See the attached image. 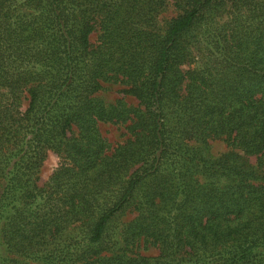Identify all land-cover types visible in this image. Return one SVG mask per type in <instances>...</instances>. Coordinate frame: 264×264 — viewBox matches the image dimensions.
<instances>
[{"label": "trees", "instance_id": "trees-1", "mask_svg": "<svg viewBox=\"0 0 264 264\" xmlns=\"http://www.w3.org/2000/svg\"><path fill=\"white\" fill-rule=\"evenodd\" d=\"M172 4L0 0V264H264L258 170L206 152L264 169V0ZM109 83L138 107L98 99ZM106 123L130 138L110 147ZM140 242L157 255L126 253Z\"/></svg>", "mask_w": 264, "mask_h": 264}, {"label": "rangeland", "instance_id": "rangeland-1", "mask_svg": "<svg viewBox=\"0 0 264 264\" xmlns=\"http://www.w3.org/2000/svg\"><path fill=\"white\" fill-rule=\"evenodd\" d=\"M165 1V8L159 15V18L161 20L167 21L170 18L175 17L178 14V11L173 6L172 0ZM89 39L91 43H94L96 41V33H92ZM205 49L206 44L201 39H199L197 43H193L192 52L195 57L196 66H200L205 61ZM122 89L123 86H121L120 84H105L103 90L97 92L95 96L106 104H114L117 101H122L127 107L137 108L138 101L132 96L125 95L122 92ZM126 126L127 125L106 123L99 124L98 128L101 136L107 141L110 147L113 148L123 144L128 138H130V134ZM206 152L209 156L213 158H218L219 156H221V154L227 152H233L238 154L239 156H242L248 165H250L253 169L258 170L256 173V183L264 184V169L257 168V159L255 156H244L242 153L231 148L223 139L209 141L206 147ZM59 162L60 157L54 151L48 150L45 152V156L40 164L37 175L35 176V185L38 188L43 187L47 183L53 171L58 167ZM135 216L136 212L132 207V209H128L127 211H125V213L115 222L114 231L116 234L114 235H116L117 239H119L117 233L122 229V225L131 221ZM120 247L122 248L123 246L121 244H118V248ZM126 253L130 256H156L158 251L157 249L151 246L144 248V243L140 242L138 246H129L126 250ZM18 264H38V262H34L33 260L25 258L19 259Z\"/></svg>", "mask_w": 264, "mask_h": 264}]
</instances>
